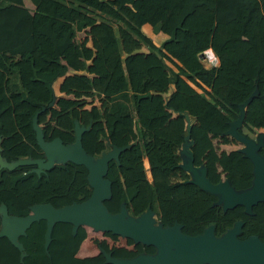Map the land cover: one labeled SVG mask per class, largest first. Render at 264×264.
Instances as JSON below:
<instances>
[{
    "label": "trees",
    "instance_id": "16d2710c",
    "mask_svg": "<svg viewBox=\"0 0 264 264\" xmlns=\"http://www.w3.org/2000/svg\"><path fill=\"white\" fill-rule=\"evenodd\" d=\"M29 1L32 10L22 0H0L1 158L42 157L31 126L38 110L45 141L72 143L76 121L86 128L81 146L94 158L128 145L117 162H107L110 196L103 204L110 213L123 204L138 216L149 207L161 226L177 222L189 235L212 224L220 236L239 220L238 239L255 235L264 242V200L251 206V214L242 205L223 211L215 195L183 181L188 175L177 153L186 113L194 118L193 164H202L212 183L226 178L236 191L250 187V160L236 149L217 152L212 140L233 141L223 133L245 99L242 125L264 129V0ZM105 17L119 24L113 29ZM169 21V35L155 50L142 51L143 25L156 34ZM86 28L76 42V33ZM207 48L218 60L210 68L199 61L205 49L215 59ZM68 69L84 74L63 78L58 91L72 98H58L54 108L51 84ZM257 152L264 158L263 147ZM143 165L147 175L149 165L150 180ZM32 167L0 169V203L10 215L25 216L33 203L61 207L90 194L83 165L66 161L38 176ZM44 230L45 220L39 219L18 236L22 257L0 236V264H110L101 253L75 255L84 227L71 234L70 223L55 222L46 252Z\"/></svg>",
    "mask_w": 264,
    "mask_h": 264
},
{
    "label": "water",
    "instance_id": "95a60500",
    "mask_svg": "<svg viewBox=\"0 0 264 264\" xmlns=\"http://www.w3.org/2000/svg\"><path fill=\"white\" fill-rule=\"evenodd\" d=\"M248 99L238 105V116L229 122L227 130L223 133L243 144L238 148L244 157L252 164V179L249 188L236 191L228 180L223 178L212 183L205 175V167L193 164L190 138L192 122L184 113L185 129L183 144L178 154H183L186 160H181L178 166L188 174L185 182L195 184L200 190L215 195L216 204L221 209L242 205L247 214H251V206L264 200V158L257 151L261 148V135L257 141L239 134L236 129L243 122L245 107ZM36 111L31 119L34 138L42 152V157H23L14 161H4L0 156V169L12 170L22 165H33L29 171L37 176L55 164L70 161L80 164L87 170L86 180L91 189L89 196L80 201H73L61 207H54L50 203H33L28 206L25 216L10 215L6 206L0 203V236H5L10 243L20 251V257L25 255L18 236L25 234V229L31 222L44 219L45 230L43 234V248L47 251L50 241L51 228L55 222H68L71 224V234H75L78 226H87L95 231H109L111 233L130 237L135 242L152 244L156 251L154 254H137L131 258H118L111 253L100 249L105 263L110 264H264V242L255 235L245 239H238L241 221L237 220L231 228L222 235L215 236L213 225L209 224L201 233L195 235L184 234L180 231V224L174 222L171 226H161L155 218L153 210L147 207L138 216L127 213L123 204L118 212L110 213L103 200L110 196V181L105 178L107 162L111 159L117 162L118 153L128 145L112 146L106 152H101L94 158L87 154L81 146V134L85 127L74 122V141L63 144L59 137L45 141L40 124L37 123ZM194 120V118H193Z\"/></svg>",
    "mask_w": 264,
    "mask_h": 264
},
{
    "label": "rangeland",
    "instance_id": "374dc122",
    "mask_svg": "<svg viewBox=\"0 0 264 264\" xmlns=\"http://www.w3.org/2000/svg\"><path fill=\"white\" fill-rule=\"evenodd\" d=\"M106 21L104 23L110 24L113 29L116 28V26L119 24L118 22H114L113 19L105 17ZM103 22L102 20H98V23ZM174 26L173 22L167 23V28L165 30H160L158 33L153 34L150 31L149 25L145 24L142 27V51H147L149 48L156 49L159 45V42L166 36L169 35L171 28ZM88 29L86 28L83 31L77 32L75 35L74 40L76 42L82 40L86 36V31ZM115 40V39H114ZM87 46H90V43L86 42ZM216 57V56H215ZM217 59V58H216ZM199 60L202 63V65H205L203 63V59L199 56ZM218 60L215 61L217 64ZM206 66V65H205ZM74 70L68 69V71L65 73V75H69L73 73ZM83 72V71H82ZM76 73V72H75ZM62 81V77L57 78L52 84V94H53V103L51 106L54 108L55 101L58 98H72V95H65L64 93H60L58 91V86ZM172 89L171 86H169V91ZM168 96V95H166ZM167 97H165L166 99ZM97 104V101H93ZM191 120V119H190ZM192 122V121H191ZM236 131L239 134L245 135L247 138L253 140L254 142L257 141V135H261V146L264 148V129H252L251 131L247 130L246 127H244L241 123L240 126L237 127ZM227 137L231 138L229 135H226ZM233 139V138H231ZM212 144L215 147V150L217 152L220 151H230L234 149L241 148L243 146L242 143L239 141L233 139L232 142L229 143H222L219 139L212 140ZM182 157V160H186L183 154H180ZM150 180V177L148 178ZM85 229V233L87 236L84 246H86V250H88V253L90 256L97 254L100 249H104L105 251L111 253L112 256L118 257V258H131L136 256L137 254H153L155 253V247L151 244H144L141 242H135L130 237L111 233L109 231H95L87 226H82Z\"/></svg>",
    "mask_w": 264,
    "mask_h": 264
},
{
    "label": "crops",
    "instance_id": "0c3cea01",
    "mask_svg": "<svg viewBox=\"0 0 264 264\" xmlns=\"http://www.w3.org/2000/svg\"><path fill=\"white\" fill-rule=\"evenodd\" d=\"M23 1V3H24V5H25V7H27L28 9H33V5L30 3V1L29 0H22ZM145 25V24H144ZM148 25V24H147ZM150 28V27H149ZM211 61H215V59H213V60H211ZM76 72V73H75ZM71 74H84V72H82V71H73V73H71ZM71 74H69V75H71ZM189 119H191L190 121H192V123L194 122V120H193V118L192 117H190L189 116ZM155 218H156V216H155ZM156 221H157V218H156ZM158 222V221H157ZM86 238H87V236L84 238V240L80 243V245H79V248H78V250L76 251V253H75V255L77 256V257H80V258H82V257H86V256H90L89 254H87L88 253V250H86V246H84V242H85V240H86ZM156 250V249H155ZM100 252V251H99ZM98 252V253H99ZM154 254V253H153ZM151 255V254H150Z\"/></svg>",
    "mask_w": 264,
    "mask_h": 264
},
{
    "label": "clouds",
    "instance_id": "9594fccd",
    "mask_svg": "<svg viewBox=\"0 0 264 264\" xmlns=\"http://www.w3.org/2000/svg\"><path fill=\"white\" fill-rule=\"evenodd\" d=\"M207 49H209L211 52H212V50L210 49V48H207ZM212 54H213V52H212ZM203 55V57H204V59L202 60V61H207V63H208V65L207 66H205V65H202L204 68H210L211 66H215V65H217L216 63H215V61H217V57H214L215 58V61H210V59L208 58V53H206V49L205 50H203L201 53H200V57ZM214 55V54H213ZM215 56V55H214ZM200 61V60H199ZM201 63V62H200ZM211 63H214V64H212L211 65ZM218 63V62H217ZM202 64V63H201ZM66 75L64 74L63 76H60V77H62V80H63V78L65 77ZM60 77H57V78H60ZM56 78V79H57ZM55 79V80H56ZM54 80V81H55ZM53 81V82H54ZM60 93H63V92H60ZM66 95V94H65ZM68 95H71V94H68ZM62 98V97H61ZM68 99H70V98H68ZM53 107V106H52ZM184 114V113H183ZM193 118V117H192ZM41 126V125H40ZM185 129V128H184ZM260 129H263V128H260ZM184 132V131H183ZM178 150H179V148H178ZM178 150H177V153H178ZM180 157H181V155H180ZM143 159H145L146 161H147V159L146 158H143ZM181 162V161H180ZM179 162V163H180ZM147 163H148V161H147ZM34 167V166H33ZM32 167V168H33ZM143 168H144V172H145V176H146V178L148 179L149 177H150V179H151V176H150V171H149V165H148V175L146 174V171H145V167H144V165H143ZM45 171V170H44ZM43 172V171H42ZM188 175V174H187ZM149 180V179H148ZM154 215H155V213H154ZM165 227V226H164ZM86 237V236H85ZM84 240V239H83ZM82 240V241H83ZM81 241V242H82ZM80 242V243H81ZM152 245V244H151ZM100 253V252H99ZM92 256V255H91Z\"/></svg>",
    "mask_w": 264,
    "mask_h": 264
},
{
    "label": "built area",
    "instance_id": "2783aa9c",
    "mask_svg": "<svg viewBox=\"0 0 264 264\" xmlns=\"http://www.w3.org/2000/svg\"><path fill=\"white\" fill-rule=\"evenodd\" d=\"M202 59H204L203 55L201 56ZM214 64V63H211V65Z\"/></svg>",
    "mask_w": 264,
    "mask_h": 264
},
{
    "label": "flooded vegetation",
    "instance_id": "af4514ba",
    "mask_svg": "<svg viewBox=\"0 0 264 264\" xmlns=\"http://www.w3.org/2000/svg\"><path fill=\"white\" fill-rule=\"evenodd\" d=\"M181 160H182V157H181ZM186 180V179H185ZM184 181V180H183ZM159 223V222H158Z\"/></svg>",
    "mask_w": 264,
    "mask_h": 264
}]
</instances>
